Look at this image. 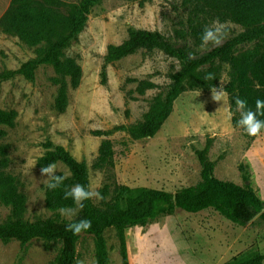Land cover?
Here are the masks:
<instances>
[{
    "label": "rangeland",
    "instance_id": "obj_1",
    "mask_svg": "<svg viewBox=\"0 0 264 264\" xmlns=\"http://www.w3.org/2000/svg\"><path fill=\"white\" fill-rule=\"evenodd\" d=\"M11 0H0V17ZM80 0H51L54 10L65 12ZM182 0H101L93 7L84 29L64 49L81 65L83 77L77 88H70L69 103L64 112L55 108L58 85L52 66L41 64L33 80L12 74L24 62L41 57L46 45L30 46L15 35L0 31V108L17 111L16 125L6 127L0 140L9 158L7 174L15 176L18 188L27 196L24 219L35 222L55 216L46 204L48 179L41 175L38 159L49 149L46 144L67 148L89 168L91 188L100 193L110 184L131 188H156L170 192L194 185L201 180L197 150L211 140L209 157L213 173L222 180L243 184L240 164L248 165V181L264 201V129L257 136L248 135L232 124L228 94L224 101L212 99V91L200 89L183 92L158 133L146 139L133 140L116 128L133 124L148 111L152 98L170 83L169 74L180 70L182 62L161 49H141L107 66V82L102 83V69L107 46L121 43L130 29L162 32L177 46H187L193 57L207 53L199 50L192 37L175 39L186 15ZM213 23V22H212ZM211 23V24H212ZM210 24V25H211ZM224 42L245 27L236 21L218 23ZM255 46L254 42L238 45L237 52ZM212 49V48H211ZM210 51V50H209ZM128 78L154 81L158 87L129 99L136 82ZM229 80V65L224 69L218 87ZM97 130L108 131L96 135ZM104 139L114 145V166L95 168L98 149ZM57 173L69 175L67 167L56 164ZM56 173V174H57ZM101 194V193H100ZM100 205L102 199L93 198ZM73 209H77V206ZM75 216H60L74 219ZM60 212V211H59ZM10 217V208L0 203V224ZM112 264H121L115 230L105 232ZM130 264H234L238 260L264 253V221L255 217L245 225L227 219L212 208L191 213L177 208L145 226L127 231ZM34 239L26 245L19 240H0V264H52L60 243ZM75 264H96L95 239L82 233L77 244Z\"/></svg>",
    "mask_w": 264,
    "mask_h": 264
},
{
    "label": "trees",
    "instance_id": "obj_2",
    "mask_svg": "<svg viewBox=\"0 0 264 264\" xmlns=\"http://www.w3.org/2000/svg\"><path fill=\"white\" fill-rule=\"evenodd\" d=\"M51 0H11L0 17V31L15 35L25 44L36 46L45 44V53L36 59L24 62L12 74H21L28 79L35 78V71L41 64L52 66L56 73L53 81L58 85L55 108L64 112L69 103V89L77 88L83 77L81 65L74 57H66L64 49L84 29L94 6L101 0H80L71 4L65 12L50 7ZM147 0H139L144 5ZM186 21L181 28L174 30L175 39L192 37L197 45L206 25L213 21L226 23L236 21L245 27L244 31L214 47L200 57H193L189 47L177 46L162 32L150 29H130L128 37L121 43L107 46L102 69V83L107 82V66L141 49L152 51L161 49L182 62L180 70L169 74L167 88L155 95L149 109L139 121L117 127L126 131L131 139L140 140L155 136L174 109L175 100L185 91L200 89L209 92L218 87L224 65H229V80L223 86L228 94L232 124L240 113L235 100L239 96L247 100L249 108L255 110L257 98L264 100V0H182ZM254 42L255 46L237 52L238 45ZM136 82L134 90L128 92L129 99L144 95L148 90L158 87L151 79L128 78ZM17 111L0 108V140L6 135V127L16 125ZM264 120V116L259 117ZM96 135H107L108 131L97 130ZM211 140L197 150L201 164V180L194 185L185 186L175 192L156 188H131L116 184L111 188L106 184L101 188L102 202L95 204L93 199L83 201L84 207L74 219L60 216L61 208H75L72 199H64V191L74 184L91 187L89 168L85 161L77 159L67 148L48 141L47 152L38 159V166L64 164L69 175L60 187L46 189V204L55 212L54 217L31 222L24 219L27 209V196L18 188L15 176L7 174L9 158L0 145V203L10 208V217L0 224V240H19L22 245L34 239L60 243V251L52 264H75L78 257L77 244L82 233L93 235L95 239L96 264H112L105 232L115 230L121 264H130L128 253V229L145 226L160 216L170 215L177 208L197 213L212 208L221 215L240 225H245L255 217L264 221V201L248 182V165L240 164L243 184L217 178L214 163L209 157ZM101 169L114 166V145L112 140L104 139L98 149L93 165ZM57 175H65L63 172ZM92 221V227L74 235L66 230V225L80 219ZM234 264H264V253L238 260Z\"/></svg>",
    "mask_w": 264,
    "mask_h": 264
},
{
    "label": "clouds",
    "instance_id": "obj_3",
    "mask_svg": "<svg viewBox=\"0 0 264 264\" xmlns=\"http://www.w3.org/2000/svg\"><path fill=\"white\" fill-rule=\"evenodd\" d=\"M225 35L222 31V26H218L217 21H213L211 25H206L200 36L201 44L199 50L206 52L211 48L219 47L224 43ZM212 99L216 102L224 101L227 93L223 87L211 89ZM237 111L240 113V119L237 121L238 125L242 127L250 136H257L262 129H264V120L259 117L264 116V100L257 98L255 101V110L247 105V100L239 96L234 98ZM57 168L54 163H50L41 167V175L48 179L47 187L49 189H56L61 186L63 181L67 179L66 175H57ZM72 199L76 204L77 209H83V201L90 199H102L101 194L89 187L86 188L82 184H74L64 191V199ZM77 209L61 208L60 214L65 216H75ZM92 227V221L89 219H80L74 223L66 225V230L71 231L74 235H79L82 231H87Z\"/></svg>",
    "mask_w": 264,
    "mask_h": 264
}]
</instances>
